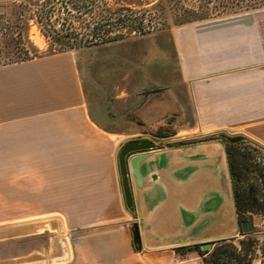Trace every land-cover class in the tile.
<instances>
[{
	"label": "crops",
	"instance_id": "0c3cea01",
	"mask_svg": "<svg viewBox=\"0 0 264 264\" xmlns=\"http://www.w3.org/2000/svg\"><path fill=\"white\" fill-rule=\"evenodd\" d=\"M167 31L134 88L96 85L69 50L0 65V166L42 168V216L0 224V242L44 240L0 264H176L238 234L225 143L204 136L264 147V20ZM137 139L159 142L125 158L129 208L119 155Z\"/></svg>",
	"mask_w": 264,
	"mask_h": 264
},
{
	"label": "rangeland",
	"instance_id": "374dc122",
	"mask_svg": "<svg viewBox=\"0 0 264 264\" xmlns=\"http://www.w3.org/2000/svg\"><path fill=\"white\" fill-rule=\"evenodd\" d=\"M9 1L21 3L20 0ZM47 1L51 0H32L29 5L22 3L28 17L26 37L30 42V55L61 50L76 52L82 58L81 67L89 71L90 79L100 87L112 88V92L117 85L134 88L135 73L130 70L161 58L154 43L158 44V40L160 44H166L169 37L167 30L186 19L264 20V6L251 10H212L204 18V0H79L77 10L72 8L70 0H54L51 4ZM13 5L6 8V14L12 17L14 9H19ZM42 8L55 10L56 14L48 22L54 24V30L61 32L59 37L54 36L56 31H52L49 37L43 35L42 24L32 18L31 14L42 13ZM125 72L127 76L123 78ZM174 74L177 83L176 68ZM211 136L206 135L204 139ZM151 141L154 145L159 142L158 139ZM35 216H42V168L0 166V224ZM252 216V233L241 236L238 232L233 236L234 242L238 244L239 239L250 237L251 264H264V214ZM43 241L42 236H33L11 243L0 242V252H21L29 244L41 247ZM178 254L182 260L176 264H205L197 245L185 247Z\"/></svg>",
	"mask_w": 264,
	"mask_h": 264
},
{
	"label": "trees",
	"instance_id": "16d2710c",
	"mask_svg": "<svg viewBox=\"0 0 264 264\" xmlns=\"http://www.w3.org/2000/svg\"><path fill=\"white\" fill-rule=\"evenodd\" d=\"M78 1H69L73 9L77 10ZM20 2L0 0V65L38 56L30 55V42L26 37L28 17L22 5V3L29 5L32 0H20ZM53 2L54 0L47 1L50 4ZM10 4L19 7L14 9L13 17L6 14V8ZM262 6H264V0H204V18L213 11L251 10ZM52 7H54L53 4ZM55 14V10L47 11L43 8L42 13L38 11L31 14L37 23L42 24V34L46 37H49L52 31H56L54 24L48 22ZM195 20L186 19L179 24ZM60 33L56 31L54 36L59 37ZM217 137L222 138L225 143L239 235H247L253 231L252 215L264 214V147L246 136H240L234 141L220 135H212L210 139ZM234 239L235 237H229L208 241L197 245V250L205 264H251L252 239L241 238L238 244L234 242ZM184 248L176 249L180 252Z\"/></svg>",
	"mask_w": 264,
	"mask_h": 264
},
{
	"label": "water",
	"instance_id": "95a60500",
	"mask_svg": "<svg viewBox=\"0 0 264 264\" xmlns=\"http://www.w3.org/2000/svg\"><path fill=\"white\" fill-rule=\"evenodd\" d=\"M226 138L230 139L231 141H234V140H238L240 137H238V136L227 137L226 136ZM154 147H155V145L149 139H137V140L128 141L122 147V149L120 151L119 161H120V169H121V174H122V183H123V187H124L125 199H126V202H127V205L129 208H131V204H130L131 202H130V195H129V191H128V182H127L126 171H125V158L129 152L140 151V150L144 151V150L154 148ZM132 235H133V243L137 247L140 243V236H139L138 227L136 225L133 226Z\"/></svg>",
	"mask_w": 264,
	"mask_h": 264
}]
</instances>
